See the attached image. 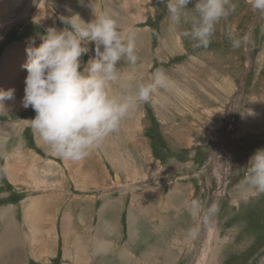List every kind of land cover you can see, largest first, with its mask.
I'll list each match as a JSON object with an SVG mask.
<instances>
[{
    "label": "rangeland",
    "instance_id": "374dc122",
    "mask_svg": "<svg viewBox=\"0 0 264 264\" xmlns=\"http://www.w3.org/2000/svg\"><path fill=\"white\" fill-rule=\"evenodd\" d=\"M1 1L0 36L4 30L7 32L0 38V90L14 89L15 96L4 102L7 111L0 107V168L4 167V157L14 152L24 153L29 147L45 155L46 150L45 142L28 122L36 113L22 105L27 72L21 66L27 57L12 52L7 58L9 51L27 49L30 38L35 40L31 46L38 47L47 28L66 27L60 21L67 15L66 10L71 9L67 16L78 13L85 22L108 13L120 27L125 26L123 35L134 43L136 37L128 31L127 22L132 17L140 19L134 28L147 34L149 45L140 44L139 36L136 44L143 49L134 44L135 65L121 62L124 76L133 90L138 83L150 82L157 70L167 76L168 86L157 89L148 103L135 105L112 135L117 171L123 167L125 154L128 161L132 160V176L128 178L133 177V181L126 184L117 175V204L112 209L114 238L98 247V252L105 255L95 254L93 247L86 246L79 264H139L147 248L149 264H199L205 230L213 217L214 239L220 242L218 249L215 241L211 243L214 263L264 264V193L256 194L245 183L250 157L264 148V15L253 11L249 0H232L235 11L215 26L211 43L204 48L195 47L196 42L185 35L189 23L176 24L168 19L166 3L159 0H66L70 7L60 6L64 0H13L5 6ZM188 8H194V4ZM133 32L140 35L138 30ZM234 40L239 41V47H233ZM87 47L89 52L82 57L85 64L95 56V44L90 42ZM227 169L225 194L216 199L221 188L218 176L223 178ZM3 176L4 171H0V178ZM122 184L127 193L124 208L120 209ZM99 192L95 189L87 194ZM158 196L162 203L157 202ZM20 200L2 180L0 207H14ZM173 209H177L182 223L192 224L169 235L168 226L162 223L165 227L160 229L159 220L167 218V223L173 225ZM23 215L22 209H0V264H45L47 258L50 264H76L73 253L64 255L63 237L75 231L69 230L65 216L62 225L57 224L55 252L46 256L35 251L34 240L33 244L25 241L29 234L25 237L28 228ZM131 218H135L137 232L130 227ZM96 220L99 231L104 225L103 216L97 215L91 222ZM90 232L92 245L94 233ZM132 234L136 242L133 239L129 244ZM176 240L181 244H167ZM43 246L42 241L40 249ZM120 249H127L128 254ZM122 255L124 259H120Z\"/></svg>",
    "mask_w": 264,
    "mask_h": 264
},
{
    "label": "clouds",
    "instance_id": "9594fccd",
    "mask_svg": "<svg viewBox=\"0 0 264 264\" xmlns=\"http://www.w3.org/2000/svg\"><path fill=\"white\" fill-rule=\"evenodd\" d=\"M159 2L166 3L170 21L191 25L185 35L196 42L195 47L204 48L209 47L215 26L236 8L232 0ZM249 3L253 11L264 15V0ZM189 4L194 8L189 9ZM94 17L85 22L78 13L61 16L66 27L47 28L38 47L31 46L35 40L30 38L22 66L27 72L22 105L36 113L28 122L54 153L71 161L90 155L119 130L135 105L148 103L157 89L168 86L166 74L157 70L150 82L130 90L121 62L136 64L135 46L113 16ZM90 42L95 44V56L85 64L82 57L88 54ZM233 47H239V41L234 40ZM14 96V89L0 90V107L7 111L4 102ZM245 170L249 190L264 193V148L256 150ZM0 171H6V165Z\"/></svg>",
    "mask_w": 264,
    "mask_h": 264
},
{
    "label": "crops",
    "instance_id": "0c3cea01",
    "mask_svg": "<svg viewBox=\"0 0 264 264\" xmlns=\"http://www.w3.org/2000/svg\"><path fill=\"white\" fill-rule=\"evenodd\" d=\"M64 1L65 3L60 6L64 7L67 4V7H70L71 4L67 3L66 0ZM7 2H13V0H3L1 1V5L5 6ZM6 10L9 9L7 8ZM61 12L64 15L69 14L68 11L65 14L64 10ZM83 17L85 18V15ZM1 20L3 19L0 18V25L3 22ZM50 21L52 22V19ZM136 22H140V19L132 17L127 22L129 26L128 31H141L134 28ZM121 30L122 32H126L124 25L121 26ZM6 32L7 30H4L3 36H0V38H4ZM144 35L146 38L145 42L143 41ZM147 39V34L140 32V44L146 43ZM132 42L136 44L134 41ZM140 44H137V49L142 48ZM148 45L149 41L146 43V47ZM130 90L133 89L131 88ZM112 135H109L98 148L93 149L90 155L80 161L57 160L56 157L60 158V156L54 153L46 143L44 147L46 150L43 151L45 155L36 149L28 147L24 153L21 151L14 152L5 160L4 166L6 165V171H4V176L0 178V182L5 179L7 185L13 188V191L21 200L14 207L3 205L0 209H22L28 228L25 237L29 234L27 240H24L29 244H33L34 240L36 245L35 251L39 250L41 254H45L46 256L54 254L59 238V236H55L58 233L57 224L60 223L62 225L63 216H65L69 224V230L75 229V231H70L67 237H63L66 242L64 244V255L68 256L73 253V259H77L76 264L81 263L82 257L80 255L84 252L86 246L93 247L92 250L95 254L105 255L100 251L98 252V247L104 246L114 238L115 219L112 209L117 204L115 198L116 190L119 189L117 175H119L120 181L126 184L129 181H133V177L128 178V175L132 176V160L128 161L125 154H123V167L119 172L117 171V158H113V151L116 150L113 146L115 140L112 138ZM125 187L126 185L122 184L121 191L124 193V196L122 197L120 209H123L125 205V194L127 193ZM103 188L105 190H102ZM95 189L100 190L98 195L87 194V192ZM245 193V196H248L247 192ZM110 197H113V200ZM161 200V196H158L157 202L162 203ZM95 209H98L97 213ZM173 210L175 213L172 216L173 221L170 223L173 225L167 223V218L159 220V223H165L166 227L168 226L170 230L169 235L180 227L191 228L192 223H182L181 218L177 216V209ZM108 214L109 217L107 216ZM60 215L62 216L59 217ZM97 215L103 216L105 225L99 231L95 227L97 220L94 223L91 222V219L95 218V216L97 217ZM165 224H162L160 229H163ZM131 225L130 227H132L133 231L137 232L135 231L136 222L131 223ZM90 230L94 233V243L92 245ZM65 233L66 229H63L62 226V234ZM133 239L135 240L132 234L129 244H131ZM42 241L44 246L40 249V242ZM167 244L175 245L174 241H170ZM148 246L155 247L150 244ZM149 252L150 250L147 248L146 253L142 255L143 257L140 260H142L143 264H149ZM153 256H155L154 253ZM123 258L125 257H120V259ZM47 260L48 258L44 260L45 264ZM48 264H50V260H48Z\"/></svg>",
    "mask_w": 264,
    "mask_h": 264
},
{
    "label": "bare ground",
    "instance_id": "6f19581e",
    "mask_svg": "<svg viewBox=\"0 0 264 264\" xmlns=\"http://www.w3.org/2000/svg\"><path fill=\"white\" fill-rule=\"evenodd\" d=\"M95 2V1H94ZM145 2V1H144ZM110 6V5H109ZM66 12H67V10H66ZM17 16H19V15H17ZM17 16H15V17H12L11 19H8V20H12V19H15ZM82 20H84L83 18H81ZM131 35H132V37H136V40H135V42L136 43H139L140 42V40L138 39L139 38V34H137V32H131L130 33ZM137 45V44H136ZM137 50V49H136ZM12 52H14V53H16L18 56H20V58H23V59H25L26 57H27V54H26V49H24V50H22V48H20V50L19 49H16V50H14V49H11L10 51H9V54H8V56H7V58L9 57V55H12L11 53ZM13 53V54H14ZM16 58V57H15ZM10 59V58H9ZM13 60V59H12ZM16 60V59H15ZM21 61V60H20ZM17 62V61H16ZM8 63V62H7ZM10 63H12V62H10ZM17 63H19V62H17ZM5 65V64H4ZM22 67V66H21ZM9 69V68H8ZM7 69V70H8ZM4 70V69H3ZM17 71H19V70H17ZM7 72V71H6ZM145 72V71H144ZM3 75H4V73H2ZM4 76H6V74L4 75ZM3 76V77H4ZM141 76V75H140ZM21 77V76H20ZM17 79V78H16ZM15 79V80H16ZM5 80V79H4ZM1 81V80H0ZM23 82H24V80H23ZM22 85V84H21ZM17 87V86H16ZM25 88V87H24ZM142 150V149H141ZM142 152H145V150H142ZM223 152V151H222ZM146 155H147V153H145ZM143 156V155H142ZM148 157V156H147ZM149 162H151V161H149ZM227 171H229L228 169L225 171V173H224V175H223V178H222V176L221 175H219L218 177H219V179H220V190H219V192L217 193V195H216V199H218V198H221L224 194H225V190H226V185H225V182H226V180H227V176H228V172ZM227 172V173H226ZM199 209V208H198ZM140 210V209H139ZM145 211V210H144ZM199 211L197 210V213H198ZM201 212V211H200ZM195 213V212H194ZM141 214V213H140ZM142 215V214H141ZM144 215V214H143ZM192 215V214H191ZM131 216H134V213H132L131 212ZM193 217H195V216H193ZM196 219H195V221H197L198 219H197V215H196V217H195ZM214 218V217H213ZM211 219V222H209V224L207 225V228H206V230H205V240H204V244H203V256H202V258H201V260H200V262H199V264H218V262H219V264H220V260H216V262L214 263L213 262V260H214V258L211 256V251H213V248H212V245H211V243H213L214 241L216 242V249H218L219 248V240L218 239H214L215 238V233H216V229L214 228V224H213V222H214V219ZM131 222L132 223H135V218H131ZM215 223V222H214ZM183 232V230L181 229V230H179V233L180 232ZM174 243H175V245H177V244H181V243H177V240L176 241H174ZM183 245V244H182ZM126 246H124V248H125ZM168 248V247H167ZM212 249V250H211ZM119 250V249H118ZM130 250V249H129ZM168 251V250H167ZM120 252H123L122 254H128V251H127V249L126 250H124V251H122V249H120ZM130 256V255H129ZM134 256V255H133ZM218 257L220 256V252H219V254L217 255ZM122 257H123V255H122ZM143 257V256H142ZM162 258V257H161ZM217 258V257H216ZM124 259V258H123ZM132 259H134V258H132ZM141 261V262H140ZM139 261V264H143V262H142V260H140ZM154 261V260H153ZM176 262V261H175ZM145 263V262H144Z\"/></svg>",
    "mask_w": 264,
    "mask_h": 264
}]
</instances>
